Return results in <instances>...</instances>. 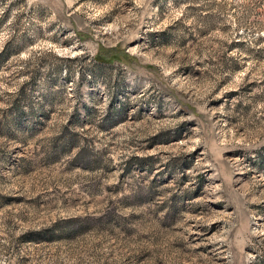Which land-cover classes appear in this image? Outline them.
<instances>
[{"label": "rangeland", "instance_id": "obj_1", "mask_svg": "<svg viewBox=\"0 0 264 264\" xmlns=\"http://www.w3.org/2000/svg\"><path fill=\"white\" fill-rule=\"evenodd\" d=\"M0 264H264V0H0Z\"/></svg>", "mask_w": 264, "mask_h": 264}, {"label": "trees", "instance_id": "obj_2", "mask_svg": "<svg viewBox=\"0 0 264 264\" xmlns=\"http://www.w3.org/2000/svg\"><path fill=\"white\" fill-rule=\"evenodd\" d=\"M99 59H101V58H99Z\"/></svg>", "mask_w": 264, "mask_h": 264}]
</instances>
